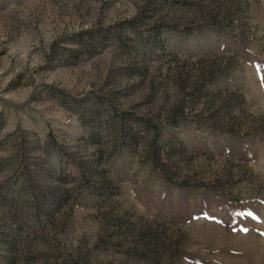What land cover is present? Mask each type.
<instances>
[{
    "label": "rangeland",
    "instance_id": "1",
    "mask_svg": "<svg viewBox=\"0 0 264 264\" xmlns=\"http://www.w3.org/2000/svg\"><path fill=\"white\" fill-rule=\"evenodd\" d=\"M0 264H264V0H0Z\"/></svg>",
    "mask_w": 264,
    "mask_h": 264
}]
</instances>
